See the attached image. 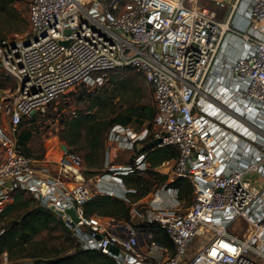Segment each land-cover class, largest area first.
<instances>
[{
  "label": "built area",
  "instance_id": "built-area-1",
  "mask_svg": "<svg viewBox=\"0 0 264 264\" xmlns=\"http://www.w3.org/2000/svg\"><path fill=\"white\" fill-rule=\"evenodd\" d=\"M214 3L211 8L200 0H31L25 40L0 47V65L19 84L18 96L0 107L6 117L0 121V212L15 191L24 190L63 212L83 248L113 255L119 264H264V0ZM219 10L227 11L225 19ZM125 68L152 86L154 137L163 138L160 146L179 150L170 181L189 179L194 194L185 206L178 188L157 187L131 204L130 222L88 216L85 204L96 194L128 200L122 176L147 168L145 154L124 166L107 159L110 166L90 183L78 180L82 155L65 147L60 164L78 181L73 185L24 153L16 136L33 112ZM109 138L132 148L141 135L116 124ZM70 208L78 217L74 224L66 213ZM240 220L243 230H230ZM140 223H158L174 251L164 257L167 246ZM209 232L208 242L190 255L195 239Z\"/></svg>",
  "mask_w": 264,
  "mask_h": 264
},
{
  "label": "trees",
  "instance_id": "trees-1",
  "mask_svg": "<svg viewBox=\"0 0 264 264\" xmlns=\"http://www.w3.org/2000/svg\"><path fill=\"white\" fill-rule=\"evenodd\" d=\"M24 1L0 0V17L4 18L0 24L1 44L7 42L11 33L26 32L28 19L16 7L17 3ZM125 69L135 71L132 68ZM129 79L133 81L134 77L126 80ZM120 87L111 89L104 85L94 91H83L80 99L85 103V109L79 114L76 112L61 120V140L67 144V148L83 154L87 166L85 175L94 176L103 170L106 139L114 125L127 126L135 119L142 123L143 116L152 118L153 110L155 115V107L154 109L149 107L147 110V106L132 101L118 107L116 98L133 92L127 84ZM35 118L36 114L28 121L25 118L16 134L19 146L29 156L33 153L30 141L34 136L31 126L36 123ZM154 139L153 135L152 140L148 142L143 139L136 141V144L143 143L138 153L145 154L148 167L122 176L129 189L128 200L96 194L85 204L88 216H112L117 220L130 222L131 204L153 191L151 187L156 183H159L157 187L164 184L176 187L182 200L188 204L193 201V186L189 179L177 177L174 181H168L169 174H164L158 169L163 163L178 159L177 146L172 144L160 146ZM139 226L144 231L153 233L156 241L164 243L172 252L174 251L173 240L158 223H140ZM43 233H48L51 238L56 233V238L64 240L60 244H51L49 240L38 239ZM5 255L11 264H119L113 255L98 249L83 248L62 216L41 205L37 198L24 190L15 192L13 201L0 212V264Z\"/></svg>",
  "mask_w": 264,
  "mask_h": 264
},
{
  "label": "rangeland",
  "instance_id": "rangeland-1",
  "mask_svg": "<svg viewBox=\"0 0 264 264\" xmlns=\"http://www.w3.org/2000/svg\"><path fill=\"white\" fill-rule=\"evenodd\" d=\"M30 2L31 0H25L24 2H20L16 4V7L23 12L26 15V18L28 19V25L26 28V32H20V33H11L8 36V43H20L21 41H24L26 38L27 32L30 30ZM200 3L206 6H209L211 8L215 7L214 0H200ZM219 14L221 19H225L227 15L226 10H219ZM4 18L0 17V24L3 23ZM3 44L0 43V47ZM134 77V80L131 81V79L126 80L127 78ZM124 78V79H123ZM126 80V81H125ZM123 84H127L132 88V94L130 92L127 93L125 96L117 97L116 102L117 106L121 107L122 105L125 106L127 101H132L135 104H143L147 106V110L149 107H152L154 109V96H153V90L152 87L149 85L146 78L137 71L130 72L126 69H119L108 72L104 79L99 83H88L83 84L82 86L79 85L71 90H69L64 96H62L61 99H59L56 103L46 108L45 111L36 112V123H34L31 128L34 131V136L32 140L30 141V147L32 148V157L33 158H41L42 156H46L48 153H51L55 148H60L62 142H61V129H62V123L61 120L74 115L72 112L76 111L77 114L80 113L81 110L85 109V103L80 99V96L82 95L83 91L89 92L94 91L97 88H101L104 85L108 86L109 88L119 89L121 88ZM18 81L16 78L8 72L6 68H4L2 65H0V107L4 106L7 102L13 100L15 97L18 96ZM149 86V87H148ZM152 115L154 116V110L152 112ZM153 116L152 118H144L143 116V122L134 120L133 126H134V132L135 129L139 130L140 135L146 132V136L144 137V141L146 142L152 140L153 135L155 131L157 130L156 126L153 124ZM32 117V116H31ZM31 117H28L26 120L28 121ZM6 117L2 112H0V121L4 122ZM152 127V128H151ZM151 128V129H150ZM143 132V133H142ZM109 144V143H108ZM106 144V150H111L113 145ZM143 143L136 142L133 143V146L126 143H122L121 148H119V151H115L116 155L111 159L109 155H106L107 158H105L104 167L105 169L108 168V161H110L111 165H118V166H124L130 164V162L135 163V159L139 156V149ZM136 146V147H135ZM110 147V148H109ZM134 147V148H133ZM110 152V151H109ZM82 156L83 154L79 152ZM111 159V160H110ZM174 163V162H173ZM170 169L169 166L164 167V170ZM87 167L85 165V162L82 164L81 168L79 170L76 169V172L79 174V178L83 179L86 182H90V178L92 176L85 175L83 176L80 172L84 174L86 172ZM103 173V172H102ZM91 183V182H90ZM159 186V183L153 184L151 187V190H154ZM17 192V191H15ZM14 192V194H15ZM186 205L188 203L186 202ZM135 224H138L139 222L137 220H134ZM245 224L244 221H237L230 230H233L235 232H240L243 230ZM48 233H43L39 236L38 239L43 240H49L51 244L53 243H61L64 239L60 240L59 238H56L57 234L54 233L52 235V238L50 237ZM212 237V233H203L202 235L198 236L193 244L190 247V255H193L194 252L203 244L208 242V240ZM78 241V240H77ZM6 262L4 257L1 259L2 262ZM11 263V262H10Z\"/></svg>",
  "mask_w": 264,
  "mask_h": 264
},
{
  "label": "crops",
  "instance_id": "crops-1",
  "mask_svg": "<svg viewBox=\"0 0 264 264\" xmlns=\"http://www.w3.org/2000/svg\"><path fill=\"white\" fill-rule=\"evenodd\" d=\"M237 21H240V23H244L245 22V20H244V18H240V19H238ZM236 53H238V52H236ZM149 83V82H148ZM151 86V85H150ZM152 87V86H151ZM152 90H153V88H152ZM155 107V106H154ZM259 119L260 120H264V111H263V113L262 114H260L259 115ZM255 119L253 118V117H251L248 121L250 122V123H253V124H255L254 121ZM133 123L134 122H132L131 124H129V125H127V127L130 129V130H134V126H133ZM135 132H137L138 134H140L139 132V130H136L135 129ZM143 133V132H142ZM109 136H110V132H109V134H108V136H107V139H106V144H108L109 146L110 145H113L112 146V148H111V150H106V148H105V158H107L106 157V155H108L109 154V157H111V159H113V157L116 155V150L117 151H119V148H121L120 146H119V144L118 143H115V142H113L112 140H110V138H109ZM146 136V132L145 133H143V134H141V138H139V140H141V139H144V137ZM154 141H155V139H154ZM61 142H62V144H61V146H60V148H55L51 153H48L46 156H42L41 158H35L38 162H39V164H41V165H47V166H49L50 167V169H51V171H52V173L54 174V175H56V176H59V177H61V178H63L64 180H66V181H68L70 184H73V185H75V184H77L78 183V181L74 178V176H73V173L72 172H64L63 170H62V168H61V164H60V162H61V158H62V155H63V151H64V148L65 147H68L67 146V144L63 141V140H61ZM136 147V146H135ZM110 148V147H109ZM110 151V152H109ZM109 152V153H108ZM79 153V152H78ZM80 154V153H79ZM140 155V154H139ZM83 157V156H82ZM110 159V160H111ZM85 161H84V158H83V163H84ZM173 162H175V161H167V162H165V163H163L158 169H159V171L160 172H162V173H164V174H169V176L171 177V173H170V171H171V167H172V165H173ZM105 163V162H104ZM85 165H86V163H85ZM167 166H169L170 167V169H169V171L168 170H164V167H167ZM87 167V166H86ZM105 168V167H104ZM83 176H85V174H83L82 172H80ZM77 174H78V172H77ZM78 176H79V174H78ZM170 177H169V180L168 181H170ZM80 178L78 177V180H79ZM184 201V205L186 206V202H185V200H183ZM189 205V204H188ZM106 217H108V216H106ZM161 245H164L165 246V244L164 243H161V242H159ZM170 253H172V250H170L168 247H167V253H165V252H163V256L165 257L166 256V254L167 255H169ZM3 264H11L9 261H7V262H4Z\"/></svg>",
  "mask_w": 264,
  "mask_h": 264
},
{
  "label": "water",
  "instance_id": "water-1",
  "mask_svg": "<svg viewBox=\"0 0 264 264\" xmlns=\"http://www.w3.org/2000/svg\"><path fill=\"white\" fill-rule=\"evenodd\" d=\"M67 33H68V34L71 33V30H67ZM61 43H62L63 45H65V46H68L69 43H70V41H69V40H65V41H61ZM29 45H30V42H28V43L26 44V46H29ZM34 114H35V112H33V115H34ZM162 135L165 136V137H167V136H169V132H168V131H162ZM162 140H163V138H162V137H159V138H156L154 142H155L156 144H160V143L162 142ZM50 209H51V210H54L53 207H51ZM66 213H67L68 215H70L71 218L73 219L72 224H74L75 222L78 221V217H77V215H76V213H75V210H74L73 208L67 209V210H66ZM57 214L62 215L63 212L57 211ZM98 238H101V236H99ZM110 250H111V252H112L113 254H117L118 251H119L118 247L115 246V245H112V246L110 247Z\"/></svg>",
  "mask_w": 264,
  "mask_h": 264
}]
</instances>
